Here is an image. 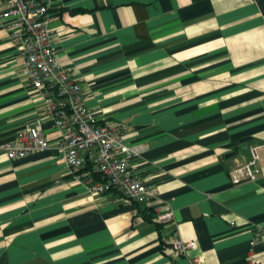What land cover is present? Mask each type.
Instances as JSON below:
<instances>
[{"label":"crops","instance_id":"1","mask_svg":"<svg viewBox=\"0 0 264 264\" xmlns=\"http://www.w3.org/2000/svg\"><path fill=\"white\" fill-rule=\"evenodd\" d=\"M5 10L0 0V146L37 122L49 149L10 160L0 148V264H264V152L255 181L228 175L264 144V0H51L56 57L137 151L149 204L93 195L62 161ZM175 240L197 249L171 259Z\"/></svg>","mask_w":264,"mask_h":264},{"label":"built area","instance_id":"2","mask_svg":"<svg viewBox=\"0 0 264 264\" xmlns=\"http://www.w3.org/2000/svg\"><path fill=\"white\" fill-rule=\"evenodd\" d=\"M4 3V18L8 20L11 42L17 45L23 59V73L32 88L42 94L45 114L59 133L57 146L62 152V161L93 195L114 193L117 200L137 204L154 201L155 189L140 180L129 165V160L138 155L137 151L123 143L116 126L100 123L84 106L79 83L58 61L48 27L51 0H4ZM0 148L8 159L15 160L48 150L49 141L38 123L32 122L16 134L13 142ZM261 152H264V144L250 147L248 162L229 171L233 185L258 178ZM172 218L169 211L157 214L154 220L168 223ZM261 236L260 231L256 232L251 245H255ZM196 249L195 241L175 240L168 248V254L171 259H178L189 257ZM190 259L192 263L200 264L203 255ZM249 264L255 263L249 260Z\"/></svg>","mask_w":264,"mask_h":264}]
</instances>
